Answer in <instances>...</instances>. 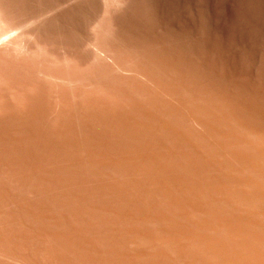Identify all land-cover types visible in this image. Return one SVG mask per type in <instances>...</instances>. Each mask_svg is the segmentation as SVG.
Wrapping results in <instances>:
<instances>
[{
  "label": "rangeland",
  "instance_id": "1",
  "mask_svg": "<svg viewBox=\"0 0 264 264\" xmlns=\"http://www.w3.org/2000/svg\"><path fill=\"white\" fill-rule=\"evenodd\" d=\"M262 140L264 0H0V264H264Z\"/></svg>",
  "mask_w": 264,
  "mask_h": 264
},
{
  "label": "bare ground",
  "instance_id": "2",
  "mask_svg": "<svg viewBox=\"0 0 264 264\" xmlns=\"http://www.w3.org/2000/svg\"><path fill=\"white\" fill-rule=\"evenodd\" d=\"M10 110V109H9ZM24 113V112H23ZM16 118V117H15ZM12 123V122H11ZM114 124V123H113ZM113 124H112V126H113ZM119 126V125H118ZM117 126V127H118ZM112 129V128H111ZM115 130V129H114ZM5 132V131H4ZM13 132V131H12ZM11 133V132H10ZM20 133V132H19ZM15 135V134H14ZM2 136V135H1ZM4 136V135H3ZM7 137V136H6ZM24 139V138H23ZM259 140V139H258ZM7 141H8V139H7ZM21 141V140H20ZM109 141V140H108ZM261 141V140H260ZM262 141H264V140H262ZM23 142V141H22ZM264 143V142H263ZM25 145H26V143H25ZM263 146V145H262ZM261 149V148H260ZM45 151V150H44ZM57 152V151H56ZM46 153V152H45ZM53 154V153H52ZM166 154V153H165ZM164 154V155H165ZM180 154V153H179ZM162 155V154H161ZM183 155V154H182ZM176 156V155H175ZM168 158V157H167ZM49 159V158H48ZM57 159V158H56ZM260 160H261V158H260ZM37 162V161H36ZM57 162V161H56ZM262 164V163H261ZM30 172V171H29ZM255 183V182H254ZM256 188V187H255ZM264 189V188H263ZM260 190V189H259ZM248 205V204H247Z\"/></svg>",
  "mask_w": 264,
  "mask_h": 264
}]
</instances>
